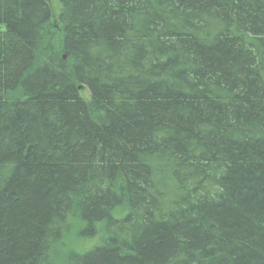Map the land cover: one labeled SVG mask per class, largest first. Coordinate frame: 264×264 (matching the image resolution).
<instances>
[{
    "label": "trees",
    "instance_id": "1",
    "mask_svg": "<svg viewBox=\"0 0 264 264\" xmlns=\"http://www.w3.org/2000/svg\"><path fill=\"white\" fill-rule=\"evenodd\" d=\"M57 259L264 264V0H0V264Z\"/></svg>",
    "mask_w": 264,
    "mask_h": 264
},
{
    "label": "rangeland",
    "instance_id": "2",
    "mask_svg": "<svg viewBox=\"0 0 264 264\" xmlns=\"http://www.w3.org/2000/svg\"><path fill=\"white\" fill-rule=\"evenodd\" d=\"M49 2H50V0H48ZM80 95L85 99V100H88V98H89V92H88V90L85 88V87H83L81 90H80ZM70 237V238H69ZM68 238H69V242H67V244L66 245H63V247L65 246L66 248H70V249H75V250H77V249H80L81 247L83 248V247H86V245L88 244V242L87 241H84L83 243H81L79 240H77V239H75L73 236H69ZM61 251V250H60ZM62 255V254H61ZM58 259L56 260V262H54V261H52V263L53 264H58Z\"/></svg>",
    "mask_w": 264,
    "mask_h": 264
}]
</instances>
